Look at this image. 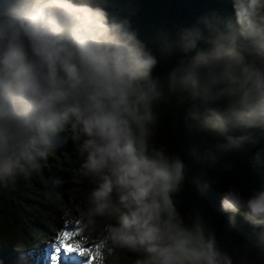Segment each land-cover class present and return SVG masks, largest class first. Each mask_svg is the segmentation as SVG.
Returning <instances> with one entry per match:
<instances>
[{"label":"clouds","instance_id":"1","mask_svg":"<svg viewBox=\"0 0 264 264\" xmlns=\"http://www.w3.org/2000/svg\"><path fill=\"white\" fill-rule=\"evenodd\" d=\"M229 2L231 15L165 38L158 56L98 0H0V188L39 172L64 134L91 185L74 222L89 237L101 228L106 260L127 252L133 264H233L202 216L178 207L189 165L158 140L161 110L184 109L185 132L204 152L200 177L222 155L259 144L264 0ZM219 203L226 230L242 219L264 247V188L243 197L230 187ZM16 249L28 264L24 245Z\"/></svg>","mask_w":264,"mask_h":264},{"label":"trees","instance_id":"2","mask_svg":"<svg viewBox=\"0 0 264 264\" xmlns=\"http://www.w3.org/2000/svg\"><path fill=\"white\" fill-rule=\"evenodd\" d=\"M111 16L127 20L139 39L157 52L163 40H177L185 28L199 26L205 16L217 14L221 17L232 14L229 0H98ZM203 46V45H202ZM176 57L161 58L155 75L166 72ZM162 122L158 140L167 144L169 150L178 152L189 165L191 179L176 197L178 207L185 210L191 188L204 187L219 203L222 194L235 187L243 197L264 188V157L257 158V148L264 147V129H255L259 144L246 146L244 150L232 151L221 156L216 166L207 176L200 177L198 171L206 167L203 148L188 136L183 126L184 109L164 107L161 110ZM180 123L173 133L172 125ZM58 150L43 167L29 179H17L9 189L0 188V264H21L17 244L24 245L28 264H44L48 246L63 230L71 228L86 208V197L91 185L78 174L79 157L73 143L61 134L57 138ZM216 181L211 183L210 181ZM220 204V203H219ZM238 226L245 232V246L242 264H264V247L259 245L260 229H254L242 219ZM101 228L89 237L86 233L81 239L85 247L98 245ZM80 237V236H79ZM76 237V239H80ZM87 257H84V260ZM134 255L121 252L118 264H133ZM115 264V258L105 259V264Z\"/></svg>","mask_w":264,"mask_h":264},{"label":"water","instance_id":"3","mask_svg":"<svg viewBox=\"0 0 264 264\" xmlns=\"http://www.w3.org/2000/svg\"><path fill=\"white\" fill-rule=\"evenodd\" d=\"M185 210L187 214L199 213L206 227L215 233L219 247L232 257L233 264H242L247 244L246 234L238 224L232 231L226 230L228 217L220 210V204L211 193L200 185L192 186Z\"/></svg>","mask_w":264,"mask_h":264},{"label":"snow or ice","instance_id":"4","mask_svg":"<svg viewBox=\"0 0 264 264\" xmlns=\"http://www.w3.org/2000/svg\"><path fill=\"white\" fill-rule=\"evenodd\" d=\"M81 236L78 227L74 230H63L58 234L56 243L51 246L50 254L51 264H62V258L75 254L78 257H87L85 264H102L103 256L100 247H85V240H77L76 237Z\"/></svg>","mask_w":264,"mask_h":264},{"label":"rangeland","instance_id":"5","mask_svg":"<svg viewBox=\"0 0 264 264\" xmlns=\"http://www.w3.org/2000/svg\"><path fill=\"white\" fill-rule=\"evenodd\" d=\"M77 227H79V225H77L75 222H72L71 228L68 230H74ZM83 234L84 233H81V236L79 237L80 239L82 238ZM80 239H77V240H80ZM56 240H57V238H54L52 243L48 246L47 251H46V255L43 257L44 264H51L50 259H49L51 251H52L51 246L54 243H56ZM95 248H96V246H95ZM102 256H103L102 264H105V258H104L103 253H102ZM62 264H85V260L82 257H78L75 254H72L71 256L63 257L62 258Z\"/></svg>","mask_w":264,"mask_h":264}]
</instances>
